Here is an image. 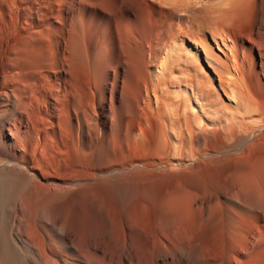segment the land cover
Segmentation results:
<instances>
[{
  "label": "bare ground",
  "instance_id": "6f19581e",
  "mask_svg": "<svg viewBox=\"0 0 264 264\" xmlns=\"http://www.w3.org/2000/svg\"><path fill=\"white\" fill-rule=\"evenodd\" d=\"M0 264H264V0H0Z\"/></svg>",
  "mask_w": 264,
  "mask_h": 264
},
{
  "label": "rangeland",
  "instance_id": "374dc122",
  "mask_svg": "<svg viewBox=\"0 0 264 264\" xmlns=\"http://www.w3.org/2000/svg\"><path fill=\"white\" fill-rule=\"evenodd\" d=\"M252 12H253V14H252ZM241 13V12H240ZM238 14L239 16V20H237V18H236V22L237 21H240L238 24H242V26H247V25H249L250 23H251V21L253 20V17H254V13H255V9H254V6L253 5H249V6H247V8H245V9H243V11H242V13L241 14ZM243 15V16H242ZM251 15H252V17H251ZM179 17V16H178ZM177 17V15H175L174 16V18L172 19L173 20V24L174 25H176V23L178 22V20H179V18ZM235 18H234V20H235ZM252 18V19H251ZM178 19V20H177ZM249 19H250V21H249ZM180 21V20H179ZM248 21V22H247ZM175 22V23H174ZM242 22V23H241ZM247 22V23H246Z\"/></svg>",
  "mask_w": 264,
  "mask_h": 264
}]
</instances>
